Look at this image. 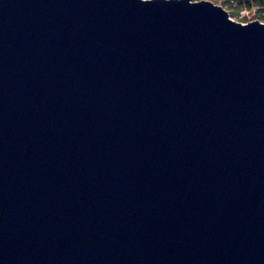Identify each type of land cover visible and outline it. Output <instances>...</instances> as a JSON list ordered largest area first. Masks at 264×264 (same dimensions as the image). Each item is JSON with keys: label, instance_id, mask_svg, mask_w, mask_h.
I'll return each mask as SVG.
<instances>
[{"label": "water", "instance_id": "water-1", "mask_svg": "<svg viewBox=\"0 0 264 264\" xmlns=\"http://www.w3.org/2000/svg\"><path fill=\"white\" fill-rule=\"evenodd\" d=\"M0 264H264V23L0 0Z\"/></svg>", "mask_w": 264, "mask_h": 264}, {"label": "trees", "instance_id": "trees-1", "mask_svg": "<svg viewBox=\"0 0 264 264\" xmlns=\"http://www.w3.org/2000/svg\"><path fill=\"white\" fill-rule=\"evenodd\" d=\"M211 1L231 9V17L239 16L242 11L255 15V20L264 22V0H192ZM244 18V17H243Z\"/></svg>", "mask_w": 264, "mask_h": 264}, {"label": "rangeland", "instance_id": "rangeland-1", "mask_svg": "<svg viewBox=\"0 0 264 264\" xmlns=\"http://www.w3.org/2000/svg\"><path fill=\"white\" fill-rule=\"evenodd\" d=\"M195 2H200V1H195ZM209 2H211V1H209ZM211 3H213V2H211ZM216 5H219V4H216ZM219 6H222V5H219ZM223 8L225 10H227L229 12L230 16H231V9L229 10L228 8H225V7H223ZM232 19L235 22H238V23H241V24H245V25L249 24V23H251L253 21H257V20H255V15L254 14L245 13L244 11H242L239 16L232 17ZM262 23H264V22H262Z\"/></svg>", "mask_w": 264, "mask_h": 264}, {"label": "bare ground", "instance_id": "bare-ground-1", "mask_svg": "<svg viewBox=\"0 0 264 264\" xmlns=\"http://www.w3.org/2000/svg\"><path fill=\"white\" fill-rule=\"evenodd\" d=\"M231 17V16H230ZM232 18V17H231Z\"/></svg>", "mask_w": 264, "mask_h": 264}]
</instances>
